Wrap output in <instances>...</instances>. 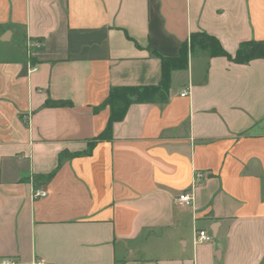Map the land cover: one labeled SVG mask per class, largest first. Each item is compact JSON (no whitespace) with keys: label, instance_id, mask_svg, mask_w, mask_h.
Returning <instances> with one entry per match:
<instances>
[{"label":"crops","instance_id":"0c3cea01","mask_svg":"<svg viewBox=\"0 0 264 264\" xmlns=\"http://www.w3.org/2000/svg\"><path fill=\"white\" fill-rule=\"evenodd\" d=\"M197 32L233 56L264 0H0V264H264V59L189 52L89 147L109 90L157 85Z\"/></svg>","mask_w":264,"mask_h":264},{"label":"trees","instance_id":"16d2710c","mask_svg":"<svg viewBox=\"0 0 264 264\" xmlns=\"http://www.w3.org/2000/svg\"><path fill=\"white\" fill-rule=\"evenodd\" d=\"M199 50L211 57L222 56L235 64H247L253 60L264 59V41L250 40L242 43L232 56L227 54L219 41L204 32L192 33L187 42L181 44L178 54L174 57L158 56L161 63V78L157 85L139 87H113L103 103L97 107L109 108V119L105 130L89 143V147L99 140L110 138L111 128L115 122L121 121L132 104H165L168 101L170 76L173 71L188 68L189 52ZM58 105V103L56 104Z\"/></svg>","mask_w":264,"mask_h":264},{"label":"built area","instance_id":"2783aa9c","mask_svg":"<svg viewBox=\"0 0 264 264\" xmlns=\"http://www.w3.org/2000/svg\"><path fill=\"white\" fill-rule=\"evenodd\" d=\"M41 46V43L37 42V41H28L27 43V48H33L35 50L39 49ZM189 93L188 89H185L181 92V96L185 97L187 96ZM204 176L202 173H195L194 174V178H193V182H198L200 179H202ZM46 196V192L39 190V189H35L33 192V197L34 198H38V197H45ZM194 201V196L192 194L191 191H185L183 193H181L177 198H176V202L179 205L185 206V207H190L193 204ZM212 237L205 231L202 230H196L195 231V235H194V242L195 243H208L211 242ZM2 264H15L13 261H9V260H4L2 261ZM36 264H43L41 262H38Z\"/></svg>","mask_w":264,"mask_h":264},{"label":"rangeland","instance_id":"374dc122","mask_svg":"<svg viewBox=\"0 0 264 264\" xmlns=\"http://www.w3.org/2000/svg\"><path fill=\"white\" fill-rule=\"evenodd\" d=\"M13 46V42L12 43H3V42H0V58H3V57H9V52L6 51L8 49H12L11 47Z\"/></svg>","mask_w":264,"mask_h":264}]
</instances>
